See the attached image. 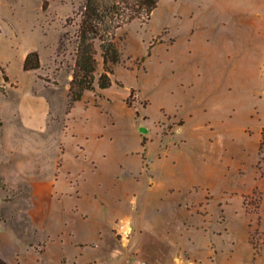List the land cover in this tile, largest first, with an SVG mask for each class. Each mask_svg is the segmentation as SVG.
I'll return each mask as SVG.
<instances>
[{"label": "rangeland", "instance_id": "rangeland-1", "mask_svg": "<svg viewBox=\"0 0 264 264\" xmlns=\"http://www.w3.org/2000/svg\"><path fill=\"white\" fill-rule=\"evenodd\" d=\"M81 2L0 0L1 92L6 72L25 88L24 53L39 47L48 61L56 46L53 27L62 25L52 104L65 105ZM119 35L122 59L104 89L116 118L117 166H140L134 125L143 119L159 195L173 197L174 210L192 223L202 220L197 209L206 212L210 228L194 235L197 262L264 264V0H160L149 18L134 19ZM1 92L0 115L9 126L18 92L10 88L8 98ZM47 142L44 149L54 157L56 139ZM25 194L21 188L18 195ZM23 206L19 199L6 208Z\"/></svg>", "mask_w": 264, "mask_h": 264}, {"label": "crops", "instance_id": "crops-1", "mask_svg": "<svg viewBox=\"0 0 264 264\" xmlns=\"http://www.w3.org/2000/svg\"><path fill=\"white\" fill-rule=\"evenodd\" d=\"M53 28L49 60L39 47L30 48L38 51L40 67L23 69V89L5 71V93L0 91L6 98L10 88L18 92L9 126L0 115V264H200L192 247L195 231L210 228L206 212L197 209L202 220L192 223L174 210L173 197H166L168 210L159 195V172L149 164L151 140L138 129L143 119L134 125L140 166L123 167L116 162V118L105 88L85 90L66 112L67 71L65 105L53 107L54 57L64 30ZM52 139L54 157L44 149ZM68 154L79 164L69 163ZM21 188L26 194L19 196ZM19 199L25 206L18 212L6 208Z\"/></svg>", "mask_w": 264, "mask_h": 264}, {"label": "trees", "instance_id": "trees-1", "mask_svg": "<svg viewBox=\"0 0 264 264\" xmlns=\"http://www.w3.org/2000/svg\"><path fill=\"white\" fill-rule=\"evenodd\" d=\"M159 1L82 0L79 9L74 11L78 21L73 33L74 61L67 92L66 112L71 110L85 90L107 88L112 84L111 75L122 59L119 31L134 19L149 18ZM73 20L74 16L67 17L66 23ZM67 36L68 33L63 34V38ZM39 67L38 51L29 50L23 58L22 68L30 70ZM126 103L131 106L128 98ZM136 114L138 115V112Z\"/></svg>", "mask_w": 264, "mask_h": 264}, {"label": "water", "instance_id": "water-1", "mask_svg": "<svg viewBox=\"0 0 264 264\" xmlns=\"http://www.w3.org/2000/svg\"><path fill=\"white\" fill-rule=\"evenodd\" d=\"M138 129L140 130V132L144 133L148 131V128L145 125H139Z\"/></svg>", "mask_w": 264, "mask_h": 264}, {"label": "built area", "instance_id": "built-area-1", "mask_svg": "<svg viewBox=\"0 0 264 264\" xmlns=\"http://www.w3.org/2000/svg\"><path fill=\"white\" fill-rule=\"evenodd\" d=\"M135 264H150V263L145 261V260L140 259V260L136 261Z\"/></svg>", "mask_w": 264, "mask_h": 264}]
</instances>
